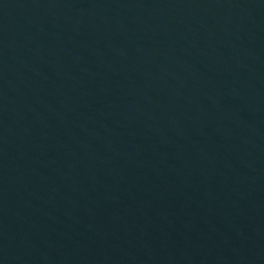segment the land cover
<instances>
[{"label":"water","instance_id":"obj_1","mask_svg":"<svg viewBox=\"0 0 264 264\" xmlns=\"http://www.w3.org/2000/svg\"><path fill=\"white\" fill-rule=\"evenodd\" d=\"M0 264H264V0H0Z\"/></svg>","mask_w":264,"mask_h":264}]
</instances>
